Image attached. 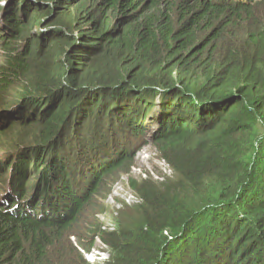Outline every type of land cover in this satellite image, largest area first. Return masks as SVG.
Wrapping results in <instances>:
<instances>
[{"label":"trees","instance_id":"1","mask_svg":"<svg viewBox=\"0 0 264 264\" xmlns=\"http://www.w3.org/2000/svg\"><path fill=\"white\" fill-rule=\"evenodd\" d=\"M2 11L0 140L22 137L0 158V264H91L70 237L91 253L76 227L146 137L175 177L134 184L104 264H264V0Z\"/></svg>","mask_w":264,"mask_h":264},{"label":"rangeland","instance_id":"2","mask_svg":"<svg viewBox=\"0 0 264 264\" xmlns=\"http://www.w3.org/2000/svg\"><path fill=\"white\" fill-rule=\"evenodd\" d=\"M9 3L10 0H0V11L2 9L7 10ZM3 14V11L0 12V21H2ZM5 128H9L7 124ZM6 135L8 140H0V158L5 157V152L14 151L12 143L19 142L22 137L19 130L13 129L8 130ZM144 141L145 143H143ZM134 150H136V156L130 173L120 174L115 179L106 198L95 199V201L97 200L95 203L97 210L95 211L93 207L94 201L76 227V230L81 235L80 244L91 248V253L88 255L83 250L81 252L91 264H104L107 261L110 251L102 242L101 237H103L104 233L116 231L123 224L127 208H135L140 204L134 184H141V182L145 181L164 184L172 181L175 177L173 170L166 163L159 150L153 145L150 138L146 137L144 140L136 143ZM5 191V185L0 180V198ZM123 225L129 228L134 227L130 224ZM93 229H96V232L90 231ZM70 240L79 249L77 238L71 236Z\"/></svg>","mask_w":264,"mask_h":264},{"label":"clouds","instance_id":"3","mask_svg":"<svg viewBox=\"0 0 264 264\" xmlns=\"http://www.w3.org/2000/svg\"><path fill=\"white\" fill-rule=\"evenodd\" d=\"M81 251H82V249L81 248H79ZM87 254V253H86ZM90 254V253H89ZM88 255V254H87Z\"/></svg>","mask_w":264,"mask_h":264}]
</instances>
